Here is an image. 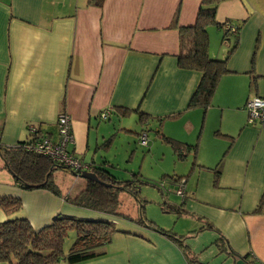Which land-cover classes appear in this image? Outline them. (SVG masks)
Masks as SVG:
<instances>
[{
    "label": "crops",
    "instance_id": "1",
    "mask_svg": "<svg viewBox=\"0 0 264 264\" xmlns=\"http://www.w3.org/2000/svg\"><path fill=\"white\" fill-rule=\"evenodd\" d=\"M200 3L104 0L97 7L90 0H0V142L28 141L31 126L56 141L58 119L65 113L74 136L70 152L85 163L111 166L105 156L102 165L97 162L98 142L90 156L91 129L100 128L106 111L111 113L106 120L136 116L140 134L155 128L197 147L184 160L193 161L190 182L185 181V212L163 210L201 226L175 234L183 241L196 232L207 235L237 264H264V123L249 125L246 110L249 99L264 98V0L219 5V22H247L228 61L229 73L220 78L207 109L189 108L201 75L177 63L178 28L195 24ZM208 33L210 57L224 59L235 37L224 42L215 25ZM252 71L258 76L256 91L250 90ZM110 137L103 136V148ZM0 197L19 198L22 210L12 218L27 219L35 231L58 214L119 221L129 228L104 246L103 257L81 264H211L188 254L185 241L182 247L144 227L72 206L47 190L18 189L1 157ZM165 197L168 206L178 205ZM6 220L0 208V223Z\"/></svg>",
    "mask_w": 264,
    "mask_h": 264
},
{
    "label": "trees",
    "instance_id": "2",
    "mask_svg": "<svg viewBox=\"0 0 264 264\" xmlns=\"http://www.w3.org/2000/svg\"><path fill=\"white\" fill-rule=\"evenodd\" d=\"M103 1L90 0V4L102 7ZM226 1L230 0H201L195 24L178 28L180 32L178 68L201 75L200 82L190 100L189 108L207 109L212 104L220 78L229 73L228 61L239 46V35L247 19H244L240 24L219 22L217 10L219 5ZM176 20L177 16L175 22ZM214 25L223 30L224 42L229 40V36L235 37V43L224 59L211 58L209 55L208 28ZM249 75L251 78L250 90L256 91L258 76L255 71ZM128 114L129 112L124 113V115ZM147 118L140 113L141 122L146 121ZM157 136L163 144L172 149L178 161L186 160L188 155L197 148L161 133ZM31 137L28 141L13 146H6L0 142V157L3 167L13 176L15 187L24 191L47 190L65 198L66 202L72 206L118 220L123 218L127 223L157 232L184 247L183 237L177 236L171 230L159 227L147 218L146 201L141 197L140 186L143 182L138 174H134L132 180L122 181L106 170L105 165L96 166L91 163L90 172L94 173L100 181L83 179L71 168L28 150L29 145L34 141L50 138L48 135L37 129L34 134H31ZM59 171H70L76 177L73 187L65 191L56 184L54 176ZM214 171L216 174L220 173L218 169ZM161 192L164 197V210L168 209L178 214L185 212L184 200L180 205L168 206L165 194L163 191ZM121 194H126L136 201L138 204L137 218L133 219L120 211ZM0 208L7 215V220L0 223V263L57 264L64 261L67 264H81L103 257L105 255L104 246L112 240L115 234L129 233L116 229L115 222L109 220H90L62 214L55 216L50 225L35 231L27 219L12 218L22 210V201L19 198L0 197ZM208 227L211 228L210 225ZM71 233L75 234V239L66 254L64 245ZM223 241L226 242L224 238ZM245 264L248 263L245 262Z\"/></svg>",
    "mask_w": 264,
    "mask_h": 264
},
{
    "label": "rangeland",
    "instance_id": "3",
    "mask_svg": "<svg viewBox=\"0 0 264 264\" xmlns=\"http://www.w3.org/2000/svg\"><path fill=\"white\" fill-rule=\"evenodd\" d=\"M100 123L99 129L94 127V125L91 129L89 141L90 156L94 152L98 142L99 153L96 158L97 162H103L100 156H105L107 161L112 164L111 166L105 165V169L113 176L123 181L132 180L134 174L139 175L143 182L140 186L141 197L146 201V216L150 221H153L161 228H165V230H171L176 234L180 232V235H186L190 231L197 230L201 225L194 219H178L179 216H176L173 212L169 213L166 212L167 210H163L164 197L161 192L163 191L170 200L180 205L183 198L177 194L178 182L173 176H186L183 180L190 182L188 179L191 178L189 173L193 167V161H178L173 151L160 141L155 128H149L147 132L148 146H142L140 143V133L143 129L136 116L124 119L111 117L110 120H101ZM103 136L106 139L110 136L113 138L111 139L113 141L105 148L102 147L104 142ZM69 148L71 147L69 146ZM54 180L62 190L66 191L73 187L76 177L70 171H59L55 174ZM120 201L122 203L120 211L123 214L133 219L138 217V204L132 197L121 194ZM119 219L124 220L123 218ZM177 220L179 221L177 222ZM115 224L118 230L130 231L128 230L129 228L119 221H115ZM198 235L199 233L196 232L184 240L188 254L193 252L202 262L211 264H237L217 244L211 243V240L206 239L207 235ZM74 239L75 234L71 233L65 241L64 252L66 254Z\"/></svg>",
    "mask_w": 264,
    "mask_h": 264
},
{
    "label": "built area",
    "instance_id": "4",
    "mask_svg": "<svg viewBox=\"0 0 264 264\" xmlns=\"http://www.w3.org/2000/svg\"><path fill=\"white\" fill-rule=\"evenodd\" d=\"M246 110L248 112L249 125L264 123V98L254 97L249 99L246 104ZM110 114V111H106L102 114V119H108ZM57 128L58 139L56 141L51 138L38 139L29 145L28 150L48 157L57 164L69 167L76 173L90 172L91 165L76 158L69 150V146L74 143V138L71 119L67 114L62 113L59 116ZM29 130L31 134H34L37 129L32 126ZM140 143L142 146H148V135L146 132L140 135ZM177 194L183 199L185 198L186 187L183 179L178 180ZM190 264L201 263L193 261Z\"/></svg>",
    "mask_w": 264,
    "mask_h": 264
},
{
    "label": "water",
    "instance_id": "5",
    "mask_svg": "<svg viewBox=\"0 0 264 264\" xmlns=\"http://www.w3.org/2000/svg\"><path fill=\"white\" fill-rule=\"evenodd\" d=\"M78 176H80L81 178L86 179V180H92L95 182L100 181L94 173H90V172H82V173L78 174ZM239 264H243V263L240 261Z\"/></svg>",
    "mask_w": 264,
    "mask_h": 264
}]
</instances>
